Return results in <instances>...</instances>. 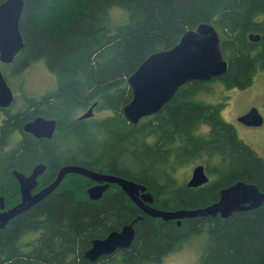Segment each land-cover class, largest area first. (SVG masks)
I'll return each instance as SVG.
<instances>
[{
  "label": "trees",
  "instance_id": "obj_1",
  "mask_svg": "<svg viewBox=\"0 0 264 264\" xmlns=\"http://www.w3.org/2000/svg\"><path fill=\"white\" fill-rule=\"evenodd\" d=\"M23 1V45L10 63L21 72L42 58L55 73L56 86L28 97L16 111L9 110L11 104L0 106V195L6 207L20 198L11 170L27 172L39 161L46 170L38 187L61 164L78 163L145 184L152 204L166 209L212 203L221 187L239 179L264 189V156L222 117L224 101L198 97L209 82L244 87L258 69L264 70V0ZM200 22L218 30L227 71L181 84L156 113L129 122L122 112L132 96L127 76L148 54L172 46ZM249 32L259 33V39H250ZM93 103L94 114L78 117ZM38 114L56 119L51 138L21 129ZM202 125L206 128L199 131ZM15 130L20 139L3 147ZM203 154L213 177L196 186L179 182L174 165ZM209 159H214L213 169ZM90 183L86 176L67 173L52 192L12 217L0 228V264H150L203 230L200 264H264V202L227 217L193 216L177 223L146 214L116 183L91 199ZM137 216L129 246L94 261L84 256L93 238Z\"/></svg>",
  "mask_w": 264,
  "mask_h": 264
},
{
  "label": "water",
  "instance_id": "obj_2",
  "mask_svg": "<svg viewBox=\"0 0 264 264\" xmlns=\"http://www.w3.org/2000/svg\"><path fill=\"white\" fill-rule=\"evenodd\" d=\"M23 5V0L0 2V61L2 62L12 61L23 45L19 27ZM248 36L250 39L258 40L260 34L249 32ZM227 69L228 60L223 55L218 30L210 22H200L195 27L186 29L172 46L148 54L127 76L126 80L131 87L132 96L122 106V112L129 122L136 124L141 117L156 113L181 84L192 79L209 80L224 74ZM13 98V91L0 69V106H9ZM93 105L81 112L78 117H89L93 113ZM238 120L245 124L258 125L262 121V115L257 107L252 106L248 111L240 114ZM55 125V118L37 115L24 122L22 129L36 136L50 137ZM44 169L45 163L40 161L28 174L15 168L11 170L17 179L20 198L16 203L6 207L3 196L0 195V228H3L12 217L52 192L69 172L81 174L94 181L86 188V193L91 199L99 198L110 183H116L146 214L164 220L176 219L177 223H180L181 218L193 216L219 214L227 217L233 211L256 208L264 202V189H259L253 182L239 179L221 187L218 198L212 203L198 207L161 208L152 204L153 193L145 184L121 174L93 169L78 163L62 164L53 180L33 191L38 184V176ZM208 178L204 165L198 163L192 168L187 184L200 185L207 182ZM138 217L123 224L120 229L109 231L103 237L93 238L91 245L84 251V256L94 261L117 248L129 246L135 235L133 223Z\"/></svg>",
  "mask_w": 264,
  "mask_h": 264
},
{
  "label": "rangeland",
  "instance_id": "obj_3",
  "mask_svg": "<svg viewBox=\"0 0 264 264\" xmlns=\"http://www.w3.org/2000/svg\"><path fill=\"white\" fill-rule=\"evenodd\" d=\"M0 69L14 94L9 106L11 111L24 107L28 97L38 96L56 86V75L47 67L42 58L35 59L21 72L14 71L10 62L1 64ZM198 97L211 103L224 101L220 110L222 117L234 126L239 137L249 143L257 153L264 156V117L262 123L258 125H246L238 121V115L252 106H256L264 116V70L258 69L251 82L244 87H226L218 80L209 82L208 88L200 91ZM83 111L80 110L78 113ZM96 114L100 115L102 112H96ZM205 128L206 126L202 125L199 131H203ZM19 136L15 130L3 147H13ZM204 160H206L204 154L191 157L184 163L174 165L173 173L179 182H186L190 177L193 165L204 163ZM207 161L213 169L214 159ZM208 175L210 179L213 177V173H208ZM206 237L205 230L194 234L181 242L177 248L164 254L161 260L150 264H200Z\"/></svg>",
  "mask_w": 264,
  "mask_h": 264
},
{
  "label": "flooded vegetation",
  "instance_id": "obj_4",
  "mask_svg": "<svg viewBox=\"0 0 264 264\" xmlns=\"http://www.w3.org/2000/svg\"><path fill=\"white\" fill-rule=\"evenodd\" d=\"M92 105H93V104H92ZM90 106H91V105H90ZM93 106H94V105H93ZM93 106H92V110H93ZM255 107H256V106H255ZM250 108H251V107H250ZM250 108H249V109H250ZM249 109H248V110H249ZM257 109H258V108H257ZM248 110H247V111H248ZM258 111L260 112V110H258ZM245 112H246V111H245ZM245 112H244V113H245ZM79 114H80V113H79ZM79 114H78V116H79ZM92 114H94V110H93V113H92ZM92 114H91V115H92ZM242 114H243V113H242ZM260 114L262 115L261 112H260ZM38 115H39V114H38ZM91 115H90V116H91ZM150 115H152V114H149V116H150ZM36 116H37V115H36ZM146 116H148V115H146ZM238 116H239V115H238ZM263 117H264V116L262 115V121H263ZM33 118H34V117H33ZM53 118H54V117H53ZM55 120H56V119H55ZM238 121H240V120H238ZM262 121H261V123H262ZM240 122H242V121H240ZM242 123H243V122H242ZM243 124H245V123H243ZM246 125H249V124H246ZM55 127H56V125H55ZM233 127H234V126H233ZM21 129H22V125H21ZM22 130H23V129H22ZM23 131H24V130H23ZM54 131H55V129H54ZM17 132H18V134L20 135V136H19V139H20V137H21V132L18 131V130H17ZM25 132H27V131H25ZM29 133H30V132H29ZM31 134H32V133H31ZM53 134H54V132H53ZM53 134H52V136H53ZM32 135H33V134H32ZM33 136H35V137H37V138H51V137H52V136H50V137H45V136H36V135H33ZM19 139H18V140H19ZM178 148H179V147H175V151H177V155H176V156H177L178 158H181V157H182V154H181V151H180ZM39 162H40V161H39ZM185 162H186V161H185ZM36 163H37V162H36ZM36 163H34V164L31 166V168H30L29 171H27V172L23 171V172H25L26 174H28V173L32 170L33 166H34ZM44 163H45V162H44ZM183 163H184V162H183ZM63 164H64V163H63ZM197 164H198V163H197ZM202 164L204 165L205 172H206L207 175H208V171H207L206 164H205V163H202ZM61 165H62V164H61ZM61 165H60V166H61ZM195 165H196V164H195ZM60 166H59V167H60ZM193 167H194V165H193ZM193 167H192V168H193ZM58 169H59V168H58ZM58 169H56L53 178L56 176ZM45 170H46V163H45V169H44V171H43L41 174H43V173L45 172ZM105 172H108V171H105ZM69 173H74V172H69ZM191 173H192V170H191ZM41 174H40V175H41ZM40 175H39V176H40ZM65 175H66V174H65ZM190 175H191V174H190ZM39 176H38V179H39ZM64 177H65V176H64ZM208 177H209V175H208ZM53 178L50 179V181L53 180ZM189 178H190V177H189ZM189 178H188V179H189ZM209 179H210V178H208V180H209ZM16 180H17V179H16ZM50 181H49V182H50ZM187 181H188V180H187ZM187 181H186V183H187ZM93 183H94V181L91 180V183H90L89 185H91V184H93ZM17 184H18V183H17ZM110 184H111V183H110ZM44 185H45V184H44ZM89 185H88V186H89ZM200 185H201V184H200ZM42 186H43V185H42ZM190 186H191V185H190ZM40 187H41V186H40ZM38 188H39V187H38V184H37V186L33 189V191L37 190ZM18 191H19V187H18ZM19 197H20V192H19Z\"/></svg>",
  "mask_w": 264,
  "mask_h": 264
}]
</instances>
